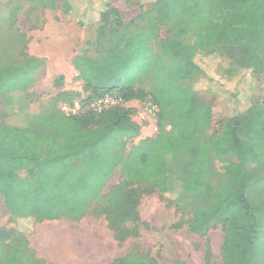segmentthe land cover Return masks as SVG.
Segmentation results:
<instances>
[{
  "label": "trees",
  "instance_id": "1",
  "mask_svg": "<svg viewBox=\"0 0 264 264\" xmlns=\"http://www.w3.org/2000/svg\"><path fill=\"white\" fill-rule=\"evenodd\" d=\"M60 4L65 20L81 28L97 24L98 39L109 42L103 61L86 57L73 61L88 97L117 90L128 101L139 99L142 91L135 90L136 79L130 76L136 73L139 80L150 64L149 98L159 108L157 121L164 127L155 139L142 141L125 155L126 139L141 132L133 108L66 116L59 105L41 115L39 128L0 122V196L19 239L32 234L39 223L81 219L91 200L103 197L117 170L130 183L176 194L174 202L209 194L206 170L217 158L229 164L226 179L210 194L208 207L194 211L189 231L202 236L219 225L226 234L223 264H264V240L248 200L254 172L264 163V102L255 100L245 110L244 92L234 95L224 127L206 143L202 140L213 113L199 97L203 89L219 83L215 73L220 63H208L215 52L254 76L246 93L249 89L250 95L257 89L264 93V0H152V12L145 14L147 25L133 34L119 32L125 23L113 0H60ZM163 27L173 30L175 39L160 45L153 66L157 55L149 45ZM204 51L208 53L201 57ZM192 152L197 157L190 163V175L169 188V167ZM21 171H28L31 179L22 178ZM124 191V185L113 189L106 206L107 212L119 214V221L121 214L134 213V208L124 206ZM116 239L122 243L127 234L116 233ZM31 258L25 245L0 247V264H30ZM110 264L158 263L130 252Z\"/></svg>",
  "mask_w": 264,
  "mask_h": 264
},
{
  "label": "rangeland",
  "instance_id": "2",
  "mask_svg": "<svg viewBox=\"0 0 264 264\" xmlns=\"http://www.w3.org/2000/svg\"><path fill=\"white\" fill-rule=\"evenodd\" d=\"M44 1L45 6L41 0H0V122L5 125L39 128L38 121L42 114L56 110L66 101L88 94L84 83L79 79L74 59L86 57L101 62L108 55V39H98L97 24L90 28H81L76 22L64 19L60 0ZM151 1L113 0L125 23L119 32L128 31L133 34L147 25L145 14L152 12ZM172 39H175V32L169 27H163L158 39L150 43V48L157 55L153 66L159 60L160 45ZM214 51L217 50L212 52ZM207 53L202 52L201 57ZM209 59H206L209 60L208 63H220L221 69L215 73L219 83L199 93V97L212 108L213 113L202 140L206 143L224 127L225 120L231 113L230 99L234 95L244 92L245 110L254 104L255 100L264 102L263 91L257 89L255 95H250L252 91L249 89L246 93V87L250 80L254 79L251 73L245 75L244 71L217 52L212 53ZM152 68L149 64L139 80L136 73H131L130 76L136 79L133 83L135 90L142 91V96L134 100L132 107L133 120L140 125L141 132L137 138L126 139L125 155L142 141L155 139L164 127V124L158 121L141 119V109L145 108L144 104L150 99ZM36 78L38 81L35 83ZM32 84L33 92L27 96L29 106L25 108L24 96ZM187 84V81L183 82V85ZM16 104L19 109L15 111ZM19 111L21 113L17 114ZM196 157L197 153L192 152L188 158L180 157L176 164L169 167V188L173 187L175 180H183L190 175V163ZM262 165L255 168L251 181L253 187L256 177L258 183L255 187L262 188V193L250 192V187L248 200L257 219L259 237L264 240V163ZM209 166L205 180L212 187L209 194L185 196L177 202L172 200L176 194H163L149 184L130 183L120 170H117L103 189V197L91 200L90 206H93V209L91 208L82 220L39 223L36 230L26 235L24 240L19 239L17 226L11 221L4 198L0 196V247L21 248L25 245L27 256L32 257L30 264H50L53 261L66 260L62 254L64 250L55 246L57 237L65 234L70 245L84 246L83 240L86 236L89 235L90 239L95 235V240L101 242L87 238L85 247H93L98 255L107 250L111 252V259L133 252L138 257L154 258L158 264H223L222 249L226 234L221 226L212 227L202 236L189 231L194 211L208 207L210 194L226 179L229 168L228 163L217 158ZM19 175L27 180L31 179L28 171H21ZM122 185L125 186L124 206L127 209L134 208V213L130 216L121 214L122 224L119 225V214L107 212L106 206L110 192ZM110 230L115 233L123 231L127 234V239L122 243L112 241ZM80 240L82 242H79ZM60 247L64 248L63 245Z\"/></svg>",
  "mask_w": 264,
  "mask_h": 264
},
{
  "label": "built area",
  "instance_id": "3",
  "mask_svg": "<svg viewBox=\"0 0 264 264\" xmlns=\"http://www.w3.org/2000/svg\"><path fill=\"white\" fill-rule=\"evenodd\" d=\"M134 100L128 101L118 93H105L89 98L82 95L70 102L60 105V111L66 116H83L87 114L101 115L105 112L118 108H132ZM142 110V120L157 122L159 108L149 99L144 104Z\"/></svg>",
  "mask_w": 264,
  "mask_h": 264
},
{
  "label": "crops",
  "instance_id": "4",
  "mask_svg": "<svg viewBox=\"0 0 264 264\" xmlns=\"http://www.w3.org/2000/svg\"><path fill=\"white\" fill-rule=\"evenodd\" d=\"M73 58V57H72ZM74 59V58H73ZM38 81V78H36V80L34 81L35 83ZM33 92V84L32 86L29 88V90L27 91V93L25 94L24 96V99H25V105L24 107L27 108V106H29V101H27V96ZM5 106V105H4ZM18 104L15 105L16 109H19L18 108ZM31 108V107H30ZM21 113L20 111L17 113L19 114ZM12 114V113H10ZM263 168H261V172H262ZM256 178V177H255ZM254 178L253 180V184L251 187V191L253 192H259V194L262 193V188H259V187H255L256 184L258 183V181H256ZM93 206H90L87 210V212L84 214V216L79 219V220H76V221H72V220H68V219H61V220H67V221H72V222H77V221H80L82 220L85 215L88 213V211H90V209L92 208ZM95 207V206H94ZM93 209V208H92ZM56 221H60V220H56ZM48 222H53V221H48ZM119 224H122L120 223L119 221ZM110 233V237H111V240L116 242V243H120L117 239H116V233L112 230L109 231ZM96 234V232H95ZM65 234H62L60 237H57L55 239V246L57 248H60L62 250H64V252L62 253L65 257L66 260H64L63 262H59V261H53V263L51 264H110L113 260L119 258V257H123V256H119V257H116L114 259H111V252H108L107 250H103L101 251L102 253H100L99 255L94 251V248L93 247H90V249H87L85 246L87 245L88 243V239H89V235L86 236V238L83 240V243L85 244L84 246H82L81 244H79V246H75L74 244H71L69 243V241L65 238L64 236ZM63 236V238H62ZM95 236V235H94ZM93 236V237H94ZM103 236V235H101ZM67 237H69L67 235ZM90 238L89 240L90 241H99V240H95V237L94 238ZM88 238V239H87ZM79 242H82L81 240ZM101 242V241H99ZM60 245H63V247H60ZM126 255V254H125Z\"/></svg>",
  "mask_w": 264,
  "mask_h": 264
}]
</instances>
